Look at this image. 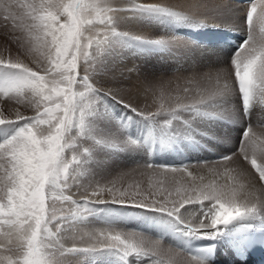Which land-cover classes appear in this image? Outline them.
Instances as JSON below:
<instances>
[{"label": "snow or ice", "instance_id": "snow-or-ice-1", "mask_svg": "<svg viewBox=\"0 0 264 264\" xmlns=\"http://www.w3.org/2000/svg\"><path fill=\"white\" fill-rule=\"evenodd\" d=\"M244 2L245 37L226 64L193 71L175 96L147 86L158 106L145 113L97 86L106 59L118 48L172 52L178 29L206 27L205 20L164 0H0L3 18L21 34L18 55L0 56V98L35 110L10 118L0 109V264H211L214 244L189 252L167 237L215 241L229 226L243 231L251 220L264 221V0ZM195 7L217 17L232 12L210 0ZM133 24L173 35L123 30ZM110 102L127 114L117 115ZM136 120L145 125L142 135L129 131ZM241 124L238 146L216 158L223 184H198L186 166L151 159L182 142L219 144L225 137L210 129ZM145 149L147 169L193 177L190 194L177 189L171 202V192L141 195L138 186H123L127 173L104 184L79 182L95 177L98 153ZM192 205L199 206L195 223L186 216ZM109 206L139 210L134 219H149L160 234L118 229ZM93 219L106 226L95 228Z\"/></svg>", "mask_w": 264, "mask_h": 264}, {"label": "rangeland", "instance_id": "rangeland-1", "mask_svg": "<svg viewBox=\"0 0 264 264\" xmlns=\"http://www.w3.org/2000/svg\"><path fill=\"white\" fill-rule=\"evenodd\" d=\"M211 1L214 2V0ZM190 4L187 3L182 7L179 6L180 8L176 5H174L175 7H172H174L175 10L183 11L194 15L200 18L201 20H205L206 23L225 22L226 24L234 25L235 27H240L241 29H243V31L239 30V34H241L242 36L240 39H237V42L238 45L243 42L245 37L243 13L246 8H243L242 11H240V19L237 20L236 23L233 20L228 19L225 15L222 17H217L210 13H206L203 9H201L200 11V9L195 7L196 4H193L192 6ZM187 5L190 6L187 7ZM193 6L194 8H192ZM3 15L4 14L0 12V26L2 25V28L6 30L8 29L7 32H9L8 34L11 39V41L8 42L9 44L8 46H6V48H8L9 50V56L15 57L18 55L19 51L18 44L15 39L20 35V33L18 30L13 29L12 22L10 20H5L3 18ZM98 27L100 26L97 25L93 29V31H95ZM123 30H127L134 34L144 35L146 37H154L157 34L168 36L173 35L171 31H168L166 33L159 32V30L154 28L134 24L124 26ZM190 30H192V28L178 29L179 34L176 40L177 47L172 52L137 51L135 49L130 48H118L111 56L106 59L103 67L99 70L97 76L95 77V83L98 87H103L105 90L111 88L113 91L117 92L119 97L123 98L125 101L131 102L134 106L141 108L145 113L156 111L158 102L155 101V97L153 96L152 92L145 91V88L147 86H152L154 89H162L165 97H168L169 95L175 96L178 92L182 93L183 87L187 86L185 81L186 78L190 75V73H192L193 71H203L207 67H220L221 65L224 66L227 60L230 59L231 54L237 48L231 46V52H227L226 49L218 46L212 48L210 47V49L207 50L204 45H198L199 42L195 41L191 37L190 32H188L187 35L186 32ZM0 45V50L3 51L4 48L2 47L1 43ZM21 58L25 59V62L29 63V66L34 68L36 67L35 64L31 63L29 59L24 57ZM157 95H159V91H157ZM110 104L117 115H120L121 113L127 114L126 109H124L121 105H117L114 102H110ZM0 109L4 110L5 114L8 115L10 118H14V114L17 110H19L24 115L35 114V110L30 105H17L15 101H9L6 98H0ZM253 119L255 120L256 117H253ZM231 127L229 128L227 126H217L210 130L220 135L221 131L226 133L228 131H234L233 129H231ZM242 127L243 126L238 127L236 129L238 135L237 141H239L240 136L242 134ZM144 130L145 125L139 120L134 121L132 129H129V131H132L133 135H142ZM186 143L187 142H182L178 144L176 147L171 149V151L175 155H179L178 146H180L184 153L190 154V152L186 151V149H190L197 153V156H191V162L189 163L190 165L187 167V169L191 170L192 172H195L196 175L194 177L196 183H225L224 181H226V177L225 175H221V173H223L222 166L213 165V161H209L216 160V158L221 155L219 153L212 154L213 152H211L213 151L212 148L214 147H217L218 151H220L219 148L221 144H213L212 141L207 140L204 141V144H206L207 147H202L194 144L191 146V143ZM232 145L228 147L229 151H234V149L236 148L233 143ZM181 148L179 150L180 154ZM201 150L203 152H200ZM147 159L148 157L146 149L134 153H98L99 161L96 165L93 166L95 177H81V180L79 182L84 184L85 186L89 184L94 185L96 181H99L101 184H104L106 181L116 177L118 173H127V175L124 177L123 186L125 188H128L129 191L136 190L138 186V190L141 195L149 194L151 192L154 193L157 198L168 196V193L171 192L172 195L168 197V199L171 200H176L179 198L177 196V189L181 190L180 195L186 194L185 190H188V193L190 194L193 178H185L184 171L176 173H163V171L156 172L152 169H148L147 171L145 163ZM200 161H206L207 163H198ZM155 162V164H160L158 161ZM105 168L109 169L111 172H108V170H105L104 172ZM136 170L138 172L137 175L135 174ZM135 175L138 176V180L135 179ZM201 178L203 179L201 180ZM247 179L253 183V179H251L250 177ZM134 184H136L135 187ZM117 186L119 187L120 185L118 184ZM154 190H156V192H154ZM257 194L259 195V192ZM105 196H108L107 193H105ZM76 198L79 199L80 195L77 194ZM197 207L199 208V206L197 205H192L190 210H195L197 209ZM109 209V211L112 212L116 217H118L121 222L117 225L118 229H123L126 231L141 230L146 235L160 234L156 226L149 219H134V217L140 215V212L137 209H131L120 206H109ZM188 213H186V215H188ZM91 222V224H94V226L96 224H99L101 226L105 225L104 222L100 220L93 219ZM99 225L97 227H99ZM155 232L157 233L155 234ZM228 264L232 263L229 262Z\"/></svg>", "mask_w": 264, "mask_h": 264}, {"label": "bare ground", "instance_id": "bare-ground-1", "mask_svg": "<svg viewBox=\"0 0 264 264\" xmlns=\"http://www.w3.org/2000/svg\"><path fill=\"white\" fill-rule=\"evenodd\" d=\"M218 2V3H222V4H225L227 6H229L231 9H232V12L230 13H226L225 16L230 19V20H233L234 22H236L237 20L240 19V11H242L243 8H246V4H244L243 2H236V1H233V0H214V2ZM165 3H168L170 4L171 6H180L182 7L183 5H186L187 3H193V4H196L197 3V0H164ZM210 2H212L210 0ZM215 2V3H216ZM193 4H190L191 6ZM189 5V6H190ZM187 5V7H189ZM175 7V6H174ZM179 7V8H180ZM177 8V7H176ZM194 8V6L192 7ZM245 10V9H244ZM201 11V9H200ZM199 11V12H200ZM209 16V15H208ZM206 18V17H205ZM214 20V19H213ZM227 22V21H226ZM237 23V22H236ZM213 25H222L221 27H216V26H213ZM2 26V25H1ZM0 26V43L2 44V47L4 48L2 52H0V56H4V57H8L9 54H8V48H6V46H8V42L11 41L10 39V36H9V32H7L6 29L2 28ZM216 30H227V31H230L232 32V36L231 38H234L236 41H238L237 39H240L241 38V34L239 30H242L240 27H235L234 25H229V24H226L225 22H222V23H207V26L206 27H202V28H198V29H192L190 31H187V35H188V32H190L191 35H194V34H201L203 32H207V31H216ZM182 31V30H181ZM245 33V32H244ZM11 34V33H10ZM18 35V34H17ZM21 35V34H20ZM19 35V36H20ZM13 39V38H12ZM14 40V39H13ZM16 40V39H15ZM196 43V42H195ZM5 44V45H3ZM204 45L205 48L210 49V47H221V48H224L227 50V52H231V46H229L227 43H224V42H219V41H213V43H210V44H206V43H203V42H199L198 45ZM1 46V45H0ZM225 60V59H224ZM222 62V61H221ZM220 66V64H219ZM222 66V65H221ZM220 66V67H221ZM218 67V66H217ZM6 104V103H5ZM4 106V105H3ZM5 107V106H4ZM256 116L254 115V118ZM241 125H235V126H232L231 129H233L234 131H228L227 133L226 132H222L221 131V136L225 137V139H222L221 140V146L219 148L220 151H218L217 147H214L212 148L213 152L212 154L214 153H219V154H224L226 152L229 151V146L232 145V143L237 147L238 146V143L239 141H237V131L236 129L238 127H241ZM230 128V127H229ZM242 130H243V127H242ZM239 134V133H238ZM187 144V143H186ZM189 144V143H188ZM193 144H191L192 146ZM233 146V145H232ZM180 146H178V153L179 155H175L171 150H167V151H157L152 157V161H158L160 164H165V165H174V166H177V165H184L186 167H188L191 162V156L194 157V156H197V153L190 150V149H186V151H189L190 154H187V153H184L182 148H181V154H180ZM233 148V147H231ZM216 150V151H215ZM233 150V149H232ZM235 150V149H234ZM185 151V150H184ZM200 152H203L202 150ZM211 154V155H212ZM204 155V154H203ZM201 156V155H200ZM209 161H213L212 164L213 165H220L219 163H217L216 160H209ZM156 163V162H155ZM187 164V165H186ZM221 166V165H220ZM103 167V166H102ZM104 168V167H103ZM141 168V167H140ZM223 169V168H222ZM105 170L108 172H111L109 169H104V172ZM113 170V169H112ZM97 171V170H96ZM144 171H145V168H144ZM148 171V169H147ZM159 171H162V170H159ZM187 171H190L192 172L191 170L187 169ZM103 172V171H102ZM114 172V171H113ZM121 172V171H120ZM137 170L135 172V174L137 175ZM145 173V172H144ZM193 173V177L196 175L195 172H192ZM216 173V172H215ZM218 173V172H217ZM103 174V173H102ZM106 174V173H104ZM114 174V173H113ZM207 174V173H206ZM205 174V175H206ZM134 175V174H133ZM135 175V179L138 180V176ZM183 175V174H181ZM184 175H185V178L187 179H190V178H193V177H189L187 175V172L184 171ZM211 175V174H210ZM220 175V174H219ZM147 176V175H146ZM223 176V175H222ZM249 177L251 179H253V184L255 185V187L257 189H261L262 186L260 184V182L258 181V178L255 176V174H250ZM247 177V178H249ZM204 178V177H203ZM206 178V176H205ZM225 178V177H224ZM257 179V180H256ZM218 181V180H217ZM175 182V181H174ZM196 182V181H195ZM226 182V181H224ZM124 185V183H123ZM136 184H134V187H135ZM118 187V186H117ZM120 187V186H119ZM147 192V191H146ZM154 192H156V190H154ZM158 192V191H157ZM151 193V192H150ZM162 193V192H161ZM158 194V193H157ZM260 194V193H259ZM160 195V194H159ZM105 199H108L109 197L108 196H104ZM169 201H173V199H169ZM110 210V209H109ZM187 218L189 219H192L193 220V223H195V220L197 218H199L200 216V212L198 211V207L197 209L195 210H190L188 215H186ZM92 223V222H91ZM99 225V224H98ZM97 224L94 226V224L92 226H94L95 228L98 226ZM261 225H264V221H256V220H251L248 222V227L247 229L249 231H252L253 229H257L258 227H260ZM105 225H99V227H97L98 229H102L104 228ZM133 229V228H132ZM245 230L241 231V230H234V229H231V226H229V230L225 232L224 235H222L220 238H218L217 240L213 241L215 246H216V255H215V258H214V261L211 262V264H228L229 262H231L232 264H249L251 262V258L246 255V256H243L242 258L238 257L237 254H236V251L237 250H240L242 251V243L239 239V235L240 233H244ZM146 232V231H145ZM157 232H155L156 234ZM168 241L173 244H176L177 246L179 247H182L185 251H189V242L191 239L189 238H185L183 236H175V237H172V236H168ZM208 241V240H207ZM209 241H212V240H209Z\"/></svg>", "mask_w": 264, "mask_h": 264}]
</instances>
